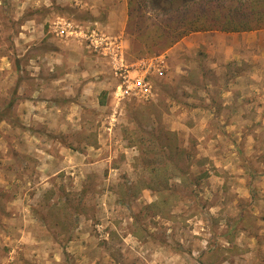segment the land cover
<instances>
[{
  "label": "rangeland",
  "instance_id": "1",
  "mask_svg": "<svg viewBox=\"0 0 264 264\" xmlns=\"http://www.w3.org/2000/svg\"><path fill=\"white\" fill-rule=\"evenodd\" d=\"M129 1L0 0V264H264L263 176L240 154L264 166L222 126L226 90L255 64L223 58L230 32L171 43L183 1ZM215 1L192 14L213 25ZM65 22L112 52L59 35ZM152 58L153 96L116 98Z\"/></svg>",
  "mask_w": 264,
  "mask_h": 264
},
{
  "label": "crops",
  "instance_id": "2",
  "mask_svg": "<svg viewBox=\"0 0 264 264\" xmlns=\"http://www.w3.org/2000/svg\"><path fill=\"white\" fill-rule=\"evenodd\" d=\"M122 3L121 4H122V9L124 11V15H126L127 14L126 7L128 6V2L125 1ZM122 17H124L122 19L125 22L126 21L125 16ZM258 33H264V31H259L257 33L255 31L230 32L227 34V36L230 38L229 42L226 43L224 46L220 47V49L226 50V52L228 53L226 57H223L224 59H227V62L228 60L229 61L236 60V62L238 61L242 63L247 62L250 64L251 63L255 64V66L252 67L251 71L247 73H242L233 79L232 90L231 89L226 90L227 96H229L230 98L225 103V105H228L227 107L228 110H230V112L227 116L228 120H226L227 122L226 126H224L222 123L221 124L224 128H227L230 133H232L231 131L235 130L234 132H236V136H240L241 134H243V136L239 139L243 141L244 146H246L247 148L251 146L253 152L256 151V153L259 155L257 159H259V164H261V166L259 167H263L264 166V107L262 106V103L264 102V40L254 39L252 41L250 39L251 36L256 35ZM22 35H25V33H22ZM196 35H198L196 36L198 39H201L200 42L202 43V45L205 44L206 41L209 40L214 41L212 40L213 36L210 32L196 33ZM224 35L225 34H221V33L219 34L217 32L215 34V37L217 38L224 37ZM30 37L31 36H29V38ZM54 81L58 83L59 81H61V79L57 78ZM250 97L253 98L252 101L249 100ZM260 103H261V107H260ZM251 109H255L258 111V120L260 121L258 124L255 125V127L252 130H250L251 132H254V134L255 133L258 134V137L256 138L255 136H252L250 133L249 134L244 133L245 127H248L247 121L250 119L249 113H251ZM234 112H237V114L239 112L241 114L243 113L242 117L237 118L239 119V121H235L236 119L233 118ZM253 125L254 124H252V126ZM250 139H252L254 143H251ZM238 143L239 141L237 142V144ZM255 143L257 146H255ZM237 147L239 148L238 145ZM239 158H241L242 161L244 162L243 163L244 166L242 169L244 170L245 173H249V174L253 173L255 176L257 175L263 176L262 177L263 180L261 181V187L264 188V168L257 169L255 166H253L250 163L251 160H248L247 156L246 155L244 156L243 153L240 154ZM232 257L234 258V256ZM242 257H244V255ZM225 262L229 263V261H224V263Z\"/></svg>",
  "mask_w": 264,
  "mask_h": 264
},
{
  "label": "trees",
  "instance_id": "3",
  "mask_svg": "<svg viewBox=\"0 0 264 264\" xmlns=\"http://www.w3.org/2000/svg\"><path fill=\"white\" fill-rule=\"evenodd\" d=\"M188 5L190 8V16H186L181 22H176L175 26L164 27L163 34L168 35L171 39V43L179 41L181 38L195 32L208 31V30H221L223 32H247L254 31L259 28H264V0H234L236 5L232 8L231 6L226 8V5L222 0H216L211 3V12L214 16L210 19L213 25L210 24L205 17V23L202 21L204 15L195 16L192 14V9H195L194 3L199 0H181ZM223 3V4H222ZM131 0L129 1V5ZM192 5V7L190 6ZM221 10L220 13L215 11ZM227 10L225 14L222 12ZM250 22H255L254 26L250 25ZM165 23V22H164ZM184 24V26H182ZM166 25V23H165ZM212 25V26H211ZM181 28V30H177Z\"/></svg>",
  "mask_w": 264,
  "mask_h": 264
},
{
  "label": "built area",
  "instance_id": "4",
  "mask_svg": "<svg viewBox=\"0 0 264 264\" xmlns=\"http://www.w3.org/2000/svg\"><path fill=\"white\" fill-rule=\"evenodd\" d=\"M55 32L59 33V35H65L69 37L71 35L84 36L90 43V46L95 49V51H103V53H111L112 48L107 46L109 43L106 42L104 37H100L96 30L88 29L85 33L83 30H77L74 28L72 23L65 22L61 27L60 31L55 28ZM119 47V46H117ZM116 48H114L115 50ZM163 60L159 58H152L141 60L139 63V68L137 69V73L133 78H129L125 82V88L123 85H119L117 87V91L115 92V97L124 98L127 95H133L137 98L141 99H149L153 96V86L149 81L150 76L153 74H158L163 76L165 66Z\"/></svg>",
  "mask_w": 264,
  "mask_h": 264
}]
</instances>
